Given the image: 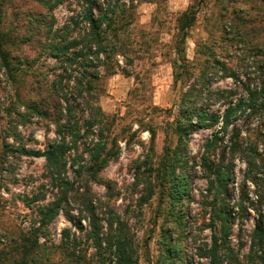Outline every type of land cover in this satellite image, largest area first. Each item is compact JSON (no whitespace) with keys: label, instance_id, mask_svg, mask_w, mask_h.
I'll use <instances>...</instances> for the list:
<instances>
[{"label":"rangeland","instance_id":"obj_1","mask_svg":"<svg viewBox=\"0 0 264 264\" xmlns=\"http://www.w3.org/2000/svg\"><path fill=\"white\" fill-rule=\"evenodd\" d=\"M2 1L5 31L19 38L28 35L26 15L43 13L49 20L51 14L62 27L71 15L70 7L75 8L74 0H66L48 14L35 0ZM138 1V5L134 3L135 22L125 37L126 57L117 59L130 76L119 71L102 79L97 89L112 158L97 180L87 173L76 177L69 170L74 188L66 209L83 228L71 224L61 212L48 228L49 234L39 236L47 255L39 264H115L113 252L106 258L96 254L91 238L93 220L101 236L111 223L113 230L122 229L135 252L133 264H163L169 246L177 260L167 264H210L200 254H207L213 237L220 236L223 214L229 217L230 234L220 254L235 259L223 264H264V242H254L256 223L264 217V107L255 112L247 107L251 92L264 89V30L255 35L241 33L245 35L242 39L235 35L228 8L236 9L233 19H245L241 9H248L249 4L244 6V0L204 4L187 40L190 73L175 84L172 62L176 56L170 45L178 31L179 15L197 0H157L159 9L156 4ZM260 27L264 29V22ZM14 55L34 61L40 53L36 44L26 43L18 44ZM127 59L133 60L132 66L126 65ZM35 62L45 77L53 78L54 61L42 57ZM3 88L0 83V102L7 99ZM261 97L258 104L264 103V93ZM240 100L247 111L231 117L227 131L221 129L220 119L211 129L194 130L187 140L176 133L177 124L183 123L179 111L185 104L202 103L223 117L229 103L235 106ZM4 126L0 122V134ZM35 127L23 129L26 138L33 135L37 141L28 144L44 149L54 135ZM96 136L97 131L81 149ZM211 141L215 144L209 155L215 166L209 171L201 157ZM44 165L43 159L7 160L0 148V253L8 254L0 256V264H15L11 240L29 236L39 227L38 205L27 207L19 197L46 196V202L39 205L54 199L56 190L45 177ZM82 165L90 166L88 154ZM217 166L228 174L222 184L215 179ZM184 182L187 195L172 201L173 191ZM86 198L92 200V211L84 206ZM65 229L70 230L71 239L79 241L76 258L71 249L62 247Z\"/></svg>","mask_w":264,"mask_h":264},{"label":"trees","instance_id":"obj_2","mask_svg":"<svg viewBox=\"0 0 264 264\" xmlns=\"http://www.w3.org/2000/svg\"><path fill=\"white\" fill-rule=\"evenodd\" d=\"M35 1L50 14L66 0ZM135 1L138 5V0H74L72 6L75 8L70 7L71 15L62 27L56 25L54 15L50 14L47 20L43 13L28 14L24 19L28 35L19 38L5 31V17L2 16L5 12L4 2L0 0V83L7 94V99L0 102V122L5 124L0 134V136L3 134L0 148L7 160L11 157L12 159L22 157L43 159L45 177L56 190L54 199L43 205L38 203L46 202V196H35L31 199L27 196L19 197L23 198L21 202L27 207L38 205L40 220L39 227L34 229L32 234L21 237L19 235L17 239L11 240L15 264H39L47 258L43 251L46 245L39 243V236L45 238L49 234L48 228L61 212L71 224L78 226L79 229L83 228L73 221L70 212L66 209L68 195L74 188L69 170L72 169L76 177L87 173L92 180H97L100 172L107 167L112 158L111 153L108 152L109 141L105 136L106 116L98 104L97 89L102 79L117 75L119 71L130 76L117 64L119 62L117 59L126 57L124 56L125 37L130 26L135 22L137 9ZM210 1L212 0L193 2L177 19L178 31L170 45L176 56L172 62L175 84L190 73V62L186 54L187 40L197 22L199 11ZM263 1L244 0V6L249 4L248 9L245 7L241 9L245 19H233L236 9L232 6L228 8L232 10V28L239 38L245 37L241 33H245L246 36L247 33L255 35L264 30L260 27L264 22V19L261 21L264 5L260 4ZM143 2L156 4L159 9L160 4L157 0H143ZM77 8L81 11L78 12ZM26 43L36 44L40 53L38 59L31 61L14 55L15 47ZM42 57L54 61L55 73L51 79L45 77L40 67L35 65V61ZM127 60L126 65L132 66L133 60ZM231 76L236 78L234 74ZM192 92L194 88L190 89V93ZM261 93H264V89H255L251 92L247 107L254 112L259 107H264V103L258 104L262 98ZM243 104L245 103L242 100L235 106L229 103L223 117H219L202 103L185 104L179 111L183 123L177 124L176 133L181 139L187 140L194 130L211 129L219 124L220 119H222L221 129L225 132L231 125V117L236 116L237 113H246L247 109H243ZM29 126L43 127L48 133L52 132L54 138L49 140L44 149L32 148L28 142L37 144V141L33 135H28L26 138L23 131ZM96 131V139L88 147L85 146L84 150L81 149V145H85L88 138ZM237 136L239 137V133ZM154 139L153 132L152 141ZM214 144L213 141L206 143L201 157L204 168L209 171L215 166L209 155ZM85 154L89 155V167L82 165ZM227 176L222 167L215 168L216 182L222 184ZM187 186L184 182L182 186L176 188L172 193V201L176 202L182 195H187ZM84 206L91 210L92 200L84 199ZM220 221L222 225L220 236L213 237L212 248L207 254H200L201 258L209 259L210 264H223L228 259L235 260L229 254H220V248L222 246L226 248L230 234L229 217L223 214ZM92 226L94 231L91 233V238L96 254L106 258L108 252H113L116 255L115 264H133L135 252L125 239V234L121 233L122 229L113 230L111 223L110 230L101 236L100 227L95 220L92 221ZM255 241L264 242L263 216L256 223ZM61 242L66 250H72L74 258L79 241L74 237L71 239L69 229L63 230ZM103 243L106 244L104 247ZM173 251V247H167L163 264L174 259ZM1 255L8 254L2 252Z\"/></svg>","mask_w":264,"mask_h":264}]
</instances>
